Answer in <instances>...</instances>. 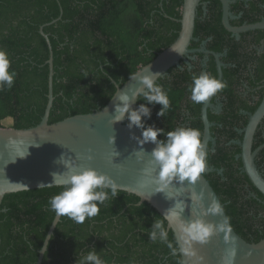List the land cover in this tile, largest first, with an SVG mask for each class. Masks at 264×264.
Instances as JSON below:
<instances>
[{
	"label": "trees",
	"instance_id": "1",
	"mask_svg": "<svg viewBox=\"0 0 264 264\" xmlns=\"http://www.w3.org/2000/svg\"><path fill=\"white\" fill-rule=\"evenodd\" d=\"M210 1L212 21L209 24L197 20L194 37H213L216 45L211 48L219 51L230 43L217 42V36L226 31L220 2ZM182 5L183 0H0V49L9 55V71L17 73L14 86L0 90V128L25 130L42 121L49 78V49L40 34L42 26L62 16L57 23L44 28L54 54L55 100L49 124H55L104 108L117 86L122 87L170 47L181 29L177 20L181 19ZM250 19L253 23L259 20ZM182 74L172 81L167 75L158 80L171 106L160 117L157 113L162 106L148 105L152 116L145 118V122L164 129L166 135L167 131L182 127L183 105L187 104L189 127L199 129L202 138L201 105L190 100L191 91L183 88ZM143 103L140 96L137 105ZM218 121L225 129H231L226 121ZM245 124L236 126L242 128ZM213 135L218 140L215 146L209 144L207 169L223 173L215 171L204 176L224 205L236 233L249 243H258L264 239V197L244 172L242 160L236 158L241 147L227 145L241 136L232 131L223 139L220 130H213ZM263 142L260 139L253 150ZM63 190V186L52 187L4 197L0 206V264H37L56 216L49 200ZM98 206L99 214L86 218L83 224L62 216L43 264H76L78 257L93 249L104 264H181L173 232L168 231L167 221L149 204L119 191L117 197ZM155 221L163 222L175 252L167 244L149 238Z\"/></svg>",
	"mask_w": 264,
	"mask_h": 264
},
{
	"label": "water",
	"instance_id": "2",
	"mask_svg": "<svg viewBox=\"0 0 264 264\" xmlns=\"http://www.w3.org/2000/svg\"><path fill=\"white\" fill-rule=\"evenodd\" d=\"M202 1L204 0H183L181 30L177 39L137 73L148 74L150 67L151 72L160 74L156 79L157 83L159 79L167 75L171 68L179 66L180 62L185 60L191 53L189 46L194 37L196 14ZM219 1L223 6L222 22L227 31L238 35L245 31L264 30V23L241 28L232 27L230 25L232 18L230 5L233 2L231 0ZM62 14L63 11L61 10ZM61 18L62 16L40 29V34L46 40L49 49L47 61L49 66L48 102L41 123L25 130L0 128V206L4 197L9 194L62 187V183L59 182L66 177L67 170L59 160L61 156H64L65 159L76 161L81 168H92L106 174L116 182L119 191L135 195L140 199V203L149 204L167 221V229L173 232L176 239L179 237L177 225L176 223L169 224L167 220V213L170 210L179 212L180 219L183 221L191 222L196 219H203L213 226H218L226 218L230 231L217 232L205 244L194 243L192 249L195 252L194 256L186 255L181 251V246L178 245L176 254L180 255L183 264H228L233 247L236 249V255L234 259H231V264H264V239L258 243H249L236 233L225 213L224 205L204 176L205 173L215 171L222 174V170L206 168V171L201 174L195 184H189L187 181L182 184L174 182L165 192H157L158 185L154 182L157 173L151 170L152 166L149 164L150 153L156 145L148 143L141 149L133 137L142 138V129H130L128 124H125V120L113 123L115 104L119 103L113 98L119 92L128 93L132 97V107H139L137 101L140 95L135 93L143 85L133 78L137 73L122 87L117 86V91L101 110L49 124V117L55 100L53 91L54 54L49 36L44 33V28L57 23ZM216 57L218 58V56ZM218 66L219 80L222 81L221 66L220 64ZM209 107L210 99L205 103L202 110L204 124L202 142L206 153L208 152V145L212 141L210 134L212 125L207 115ZM263 118L264 101L250 117L247 127L242 131L243 140L238 145L242 150L240 158L244 172L253 186L264 196V176L255 163L258 152H253L255 133ZM113 136L115 137L114 144L110 142V138ZM89 154L94 159H87ZM146 170L148 171L146 172ZM53 173H56L55 182ZM193 193L201 197L198 202L193 201ZM213 202L220 204L221 215L206 214ZM178 203L182 210L176 208ZM61 218L55 216L39 251L37 264H43L49 243ZM226 235L228 237L227 243L225 242Z\"/></svg>",
	"mask_w": 264,
	"mask_h": 264
},
{
	"label": "clouds",
	"instance_id": "3",
	"mask_svg": "<svg viewBox=\"0 0 264 264\" xmlns=\"http://www.w3.org/2000/svg\"><path fill=\"white\" fill-rule=\"evenodd\" d=\"M10 65L11 61L8 53L0 49V90L4 88L11 89L14 86L17 73L14 70L9 71ZM149 69L148 74L137 73L133 77L143 85L137 89L135 94L143 96L145 103L140 104L138 108H133L132 97L128 93L119 92L113 98V100L119 101L115 104L113 123L122 122L126 119L130 129H142V138L133 137L137 140L141 149L148 143L156 145L150 153L149 164L152 166L151 170L157 173L154 181L158 185L157 192H165L174 182L182 184L187 181L189 184H195L208 167L207 153L199 129L178 127L175 130L167 131L165 135L164 129L157 128L154 125H146L145 118L151 119L152 116V108L148 105H161L162 107L157 113L160 117H164L165 110L171 106L167 92L164 91L161 85L156 83V79L160 74L153 73ZM226 86L224 82L209 73L194 74L190 85V99L195 104L206 103ZM161 136L166 138L160 139ZM110 142L115 143L114 136L110 138ZM117 155L119 154L117 153ZM87 159L92 160L94 157L89 154ZM59 161L67 170V174L59 182L62 183L64 190L49 200L50 208L55 212L56 217L67 216L74 222L83 224L86 218H93L99 214L100 207L98 205H103L110 197L118 196L119 186L106 174L92 168H81L76 161L65 159L64 156H61ZM55 175L56 173H53L54 182ZM105 189H108V191ZM200 198L196 193H193V201L198 202ZM176 208H181V205L178 203ZM221 213L220 204L213 202L207 209L206 214L221 215ZM167 220L169 224L176 223L179 237L175 243L180 245L181 251L189 256L195 255L192 250L194 243L205 244L217 232L230 231L226 218L218 226H213V224L205 222L203 219H196L191 222L183 221L180 219L179 212L170 210L167 213ZM149 238L153 241L159 240L167 244L173 252L176 251L173 243L168 239V232L162 221L153 223ZM225 242H228L227 235L225 236ZM235 255L236 249L233 247L230 258L234 259ZM231 259L228 264H231ZM76 264H104V261L93 249L87 255L78 257Z\"/></svg>",
	"mask_w": 264,
	"mask_h": 264
},
{
	"label": "flooded vegetation",
	"instance_id": "4",
	"mask_svg": "<svg viewBox=\"0 0 264 264\" xmlns=\"http://www.w3.org/2000/svg\"><path fill=\"white\" fill-rule=\"evenodd\" d=\"M231 1L233 2L230 5V14L232 16L230 25L232 27L241 28L243 26L264 23V0ZM210 5H212L210 0H204L200 3L196 14V22L197 20H201L204 23L208 22L210 24L212 21V16L208 11ZM220 5L223 17V6L221 2ZM200 9L202 12H200ZM250 17L259 20L253 23ZM177 21L181 25V19ZM224 30L229 36L227 37L226 33L225 35H218L217 42L219 44L229 42L228 48L221 46V50L216 51L211 48L216 45L213 37H208L205 40L193 37L189 46L191 53L185 60L180 62L179 66L171 68L167 73V78L171 81L183 73L182 80L184 81L181 80L183 82L182 86L187 92L192 84V76L194 74L209 73L219 80L218 64H220L222 82L227 86L216 96L210 98V107L208 108L207 115L212 125L210 129L212 141L209 143L212 144V146H215L218 140V138L213 135V130H220L222 132L220 136H222L223 139L229 137L232 131L241 136L239 139H231L227 145H238L239 142H242L244 136L242 131L247 127L250 117L258 110L264 101V30L245 31L240 32L238 35L227 31L225 27ZM217 31L222 34L221 29H217ZM216 56H218V58ZM228 58L231 60H228ZM200 105V119L203 124L202 110L205 103ZM188 106L187 104L183 105L182 115L185 116L182 119V127L190 126L188 122L190 117ZM218 120L226 121L227 124L231 125V129H225ZM237 123L246 124L244 127L239 128L236 126ZM260 139L264 140V118L255 133L253 146L257 144ZM255 151L258 152L255 157L256 166L259 164L257 168L259 167L258 170L264 176V142L253 150V152ZM261 152H263V154ZM240 155L241 154H238L236 158H240Z\"/></svg>",
	"mask_w": 264,
	"mask_h": 264
}]
</instances>
